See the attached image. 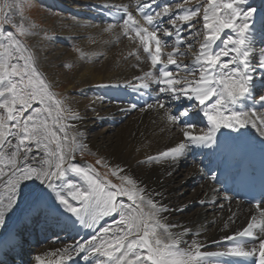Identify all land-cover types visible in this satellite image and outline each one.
<instances>
[{
    "label": "snow or ice",
    "instance_id": "snow-or-ice-1",
    "mask_svg": "<svg viewBox=\"0 0 264 264\" xmlns=\"http://www.w3.org/2000/svg\"><path fill=\"white\" fill-rule=\"evenodd\" d=\"M246 5L247 0H207L195 8L178 4L180 11L173 15L169 6L153 13L147 10L148 2L138 3L137 12L143 23L123 8L124 35L139 41L159 73H146L138 88L147 90L155 83L158 92L171 100L198 102V112L210 125L206 131L194 135L189 131L195 127L189 122L190 109L179 116L173 115L158 100L157 105L165 109L169 122L184 120L185 123L186 142L161 153L163 157L177 159L184 154L188 143L217 145V133L222 128L238 132L250 122L249 112L236 106L254 99L255 73L257 69L264 71V48L254 61L249 21L256 9ZM12 7L8 0L0 4V187L4 189L0 193V227L5 225L8 214L17 211L32 223L46 221L54 213L63 211L75 218L73 224L79 223L94 231L90 239L51 253L59 255V259L49 260L48 264L71 262L73 253L85 254L84 259L90 264H249L252 260L255 264H264V199L256 202L258 216L252 215L245 227L221 241H213L224 245L221 250L202 251L203 242L193 239L189 243L183 239L184 233L174 234L170 230L175 226L163 222L166 218L162 217L168 209L154 201L134 180L121 177L127 186L117 185L101 178L91 165L81 167L72 163L76 137L69 136L67 129L74 125L67 124L66 120L75 117L65 115L68 110L37 70L25 44L12 31H5ZM201 9L203 41L190 64L178 63L174 56L187 54L180 51L185 43L181 36L183 25L189 30L195 28L193 21L201 16ZM163 16H169L171 23V29L165 30L164 35L175 36L176 40L173 51L168 53L163 52L168 44L159 35ZM16 31L19 36L28 35L23 24ZM187 47L191 48L192 44L188 43ZM163 55L167 56L166 62L162 60ZM169 66H175L176 73L183 71L186 75L178 76ZM260 79L264 81V76ZM259 99L264 103V95ZM252 126L257 125L252 122ZM68 172L82 177L86 186L69 182ZM53 200L58 203L54 204ZM109 216L119 219L114 225L97 230L99 222ZM36 260L38 264H45L40 256Z\"/></svg>",
    "mask_w": 264,
    "mask_h": 264
},
{
    "label": "bare ground",
    "instance_id": "bare-ground-1",
    "mask_svg": "<svg viewBox=\"0 0 264 264\" xmlns=\"http://www.w3.org/2000/svg\"><path fill=\"white\" fill-rule=\"evenodd\" d=\"M129 5L122 6V9L120 8L118 11V15L125 19L123 8L126 7L139 20V13L132 6L130 8ZM105 7L107 6L105 5ZM97 17L93 14L91 15L92 20H97ZM256 19L259 21L258 18ZM81 22L84 23L83 21ZM68 25L65 24L64 28H71ZM85 27L87 26L82 27L80 31H74L73 34L78 36L79 32L83 31L81 34L88 37V41H94V45L88 47V51L94 54L102 52L105 58L97 65L93 64L94 66L82 68V71L79 74L77 73L76 78L68 86L71 89L74 84L84 81L87 82L82 85H86V83L102 84L87 99L83 101L76 100V104L71 108V111H85L88 106L92 112H95L99 109H105L106 107L101 105V102L106 101L108 102L105 103L108 107L105 109L107 113L105 116L99 114L96 116L100 123L105 120L112 121L114 117L121 120L133 106L131 104L124 106L125 102L133 100L138 104H144L145 107L142 110L133 116L131 115L127 126H125V130H123L124 132L121 133L122 135L120 134L117 141L112 144V148L109 149L108 156L110 159H108L110 163L117 164V173H128L129 177H132L138 186L146 190L147 195L168 209V211L162 213V217L166 218L163 222L175 226L170 229L174 234L184 233L183 239L189 243L193 239L203 242L205 247L202 251L214 252L221 250V247L224 245H217L213 241H221L224 236L234 234L247 225L252 215L258 216L255 206L240 202L231 190L223 192L220 180L221 170L225 165L230 166L239 163L240 156L242 155L241 148L243 146L239 149L235 138L240 135H244L249 142L257 146L259 152L255 156L264 160V135H261V132L264 131V124L261 123V120H264V110H259L261 107H264V103L261 101L256 103L254 98L245 100L243 104L237 105L238 110L249 112L251 115L254 113L255 115H249L248 119L250 122L238 132L222 128L217 133V145L205 147L188 143L184 154L177 159L173 160L171 157H163L161 153L176 147L181 142H186V138L183 135L185 123L184 120H181L179 123L169 122L165 115V109L159 108L157 101L164 102L165 108L170 113L175 109H181V107H186V109L189 106L195 107L197 111L196 116L206 121L208 128L210 125L207 119L202 113L198 112V102H189L186 99L179 101L171 100L165 94L158 92V85L155 83H151L147 90L138 88L141 82L135 83L136 85L132 86L131 90H125L123 84L129 78H138L143 70L142 66L134 69L131 66L130 59H125L128 57V54H133L132 52L136 51L135 44L129 39L123 40V32L121 33V29L117 28V26L108 27L107 29L95 28V26H91V28ZM257 32L260 34V30ZM66 33L70 34L69 32ZM251 33L254 34V30H251ZM56 39L65 40L60 36H57ZM253 42L254 48H256L255 61L259 58L261 43L258 38H254ZM256 45L260 46L256 47ZM175 59L179 63L178 59ZM261 76H264V71L257 69L255 73V83L257 84L255 87H259L263 83L260 79ZM130 83L127 85L130 86ZM256 90L259 91L260 89ZM168 102L174 105V107L167 108L166 104ZM149 105H152V107H148ZM193 113H191L189 122L194 118ZM73 117H75L73 125L79 133L86 129L90 130L91 127L89 125L91 124L82 122L80 116L77 117L75 115ZM252 122L258 123L259 126L253 127ZM197 127L200 126L195 125L189 131L194 135L206 131ZM226 135L227 137H225ZM100 136L101 138L103 137V135ZM94 145L91 142V146L95 147ZM236 145L238 148H236ZM156 159L160 160V162L155 163ZM182 159L188 161L187 165H192V167H187L188 169H186L189 177L186 182L176 180V183H174V179H177L176 175L181 171L180 161ZM140 162L146 164H144L145 169L139 167L138 164ZM212 177H216V179H212ZM194 182L198 183V187L195 188L193 196L191 195L192 197L188 199L185 197V191L189 183ZM3 192L4 190H0V193ZM178 198H183L184 203H177L176 200ZM194 203L203 205L194 212L195 215L186 216V214L182 216L179 214V211L183 207H188ZM65 213L67 212H64L61 220H56L55 216L57 214L54 216V213L53 218H49L46 221L41 220L39 223L28 221L25 215L22 216L26 218L25 222H14L9 228H0V264H38L36 260L37 256H40L45 261V264H48L49 260L55 262L59 259V255H50L51 253H55L58 249L62 250L76 245L78 239L75 238L77 237V235H74L75 232H79L82 241L90 239L94 234L93 230L83 228L77 231L80 227L77 223L76 225L74 224L72 230L70 228L64 230L65 226H63L62 218ZM65 221L67 220L65 219ZM225 224H227V227H225ZM47 228L51 229L47 230ZM185 229L188 230L187 233H185ZM62 231H67V233L62 235ZM60 236L67 240V242H63V246L53 243ZM37 238L41 242L34 252L25 249L21 243L24 240L23 243L25 245L28 240ZM181 246L183 247L184 245ZM80 254L83 256L79 258ZM80 254L73 253L71 262L65 260L61 264H84L85 254ZM210 259L215 261L217 258ZM249 264H255V261L252 260Z\"/></svg>",
    "mask_w": 264,
    "mask_h": 264
},
{
    "label": "rangeland",
    "instance_id": "rangeland-1",
    "mask_svg": "<svg viewBox=\"0 0 264 264\" xmlns=\"http://www.w3.org/2000/svg\"><path fill=\"white\" fill-rule=\"evenodd\" d=\"M8 2L11 3L13 7L9 12V22L4 26L5 31H12L14 35H16L17 38L20 39L31 52L34 57L37 70L50 84L51 91L56 94L57 99L62 101L63 107L68 110L65 115L69 117H73L75 115L77 117L80 116L82 122H84L85 124H91L89 125L91 127L90 130L86 129L81 133H79L75 127H69L67 129L70 137L72 135H75L76 137V151L74 152V159L72 160V163L81 167L91 165L100 174L101 178L110 180L112 183L117 185L127 186L126 182L123 181L121 177L126 176L129 179H134L132 177H129L130 175L128 173H118L117 175H113V172H116L117 164L115 165L113 163H110L108 151L112 148V144L117 141L120 134L124 132L123 130H125V126H127L128 119L131 118V115L133 116L135 113L142 110L145 105L138 104L133 100L130 102H125L124 106H128V104L135 105V107L131 108L132 111H127L126 115H124L121 120L114 117V120L112 121L105 120L100 123L98 122L96 116L98 114L101 116H105V114L107 113V110L105 109L108 108L107 104H105L108 103L106 101L101 102V105L105 106L106 108L99 109L95 112L93 111L94 113L89 109L88 106L86 107L87 109L85 111H71V108L76 104V100L83 101L87 99L102 83H86V85H82L83 83L87 82L84 81L74 84L73 88L71 89L68 84L72 83L79 72L82 71V68L94 66L93 64L97 65L105 58V55L102 52H97L94 54L88 51V47H92L94 45V41H88V37H85V35L83 36L81 34L83 31L79 32L78 36L73 34V32L80 31L84 26H87L85 28H91V26H95V28L100 27L105 29H107L108 27H119L121 29V33L123 32V40H131L136 47V51L132 52L133 54H128V57L125 59H130L131 66L134 69L140 66H142L143 69L141 74H139L140 77L138 76V78L135 79L129 78L128 81L126 80L127 82L123 84L125 90H131L133 88L132 86L138 84L139 82H142L141 78H144L146 73L151 72L154 75H158L159 73L157 69H154L152 67L150 59L148 58L147 54L143 52V48L142 46H140L139 41L130 39L128 36L124 35V17H120V15H118V11L120 10V8L122 9V6L130 4V8L133 7V9L137 11L138 3L148 2L150 4V8L147 9L148 11H151L153 13L162 12L164 6H169L171 8L172 14L175 15L180 11V9L177 8L178 4H183L185 8H195L198 4H206L207 0H187V2L186 0H155L154 4L151 3V0H8ZM3 3L4 0H0V4ZM105 5L107 6L105 7L106 9L104 8ZM245 7L256 9L252 19L249 21L250 25L252 26L251 30H254L256 34L251 33V35L253 39L258 38L259 42L261 43V48H264V0H247V5ZM92 14L98 16L97 20L91 19ZM202 14L203 13L201 9V16L197 17L195 21H193V23H195V28L189 30L187 25H183L184 30L181 32V36L183 37L185 43L180 47V51L187 54L183 56H174V58L178 59L179 63L190 64L195 54L199 50L200 44L203 41ZM256 17H258L259 21H257ZM139 18L141 23H143L141 16ZM253 18H255V20H253ZM162 19L163 23L160 25L161 32L159 33V35L162 41L167 42L168 47L164 48L163 52L168 53L173 51V46L175 45L176 40L175 36L168 37L164 35L165 30L171 29L169 16H163ZM81 21H83L84 23H82ZM20 24H23L27 29L28 35L19 36L16 28ZM65 24H69L68 26L71 28H64ZM177 25H180L179 21H177ZM258 30H260V34H258L257 32ZM197 31H200V35H196ZM66 32H69L70 34ZM57 36L63 37L65 40H58L56 39ZM188 43L192 44L191 48L187 47ZM217 43L219 44L220 42ZM258 46L260 45H256V47ZM137 56L139 57V59L137 58ZM166 59L167 56L163 55L162 60L166 62ZM169 67L173 70L174 73H176L175 66ZM176 74L178 76L186 75V73H184L183 71H180ZM196 75L198 76V73ZM128 83H130V86L127 85ZM256 84L257 83H255V86ZM254 88L255 89H253V97L255 98V102L258 103V101H260L259 97L261 95H264V81L259 87ZM256 89L260 90L257 91ZM172 106L174 107V105L170 104L169 102L166 104L167 108H171ZM185 109L186 107H181V109L179 110L175 109L171 114L179 116L180 113ZM188 109H190L191 113L194 112V118L191 120V123L200 126L197 128L207 130V125L204 124L201 118L196 116V108L189 106ZM259 110H264V107H261ZM73 120L74 119L69 118L66 120V123L69 125H73ZM256 125L259 126L258 123H256ZM100 135H103V137L101 138ZM91 142L95 144V147L91 146ZM107 148L108 150H106ZM97 161H100V163H97ZM154 162L158 163L160 162V160L156 159ZM144 164V162H140L138 165L142 169H145L144 167L146 164ZM187 164V160L182 159L180 161L181 171L176 175L177 179H174V183H176V180H180L183 182H186L188 180L189 175L187 174L186 169L192 167V165ZM66 179L79 187L86 186L84 179L80 176H77L75 173L68 172L66 175ZM196 187H198V183H189L185 191V197L190 199L193 196ZM0 190L4 189L0 187ZM65 194L67 195V190H65ZM50 195L53 194L50 193ZM68 198L69 200H71L70 196H68ZM120 199L127 203V199L125 197H121ZM52 202L54 204L58 203L54 200ZM176 202L181 204L184 203L183 198H178ZM200 206L203 205L194 203L189 205L188 207H183L179 211V214L182 216H185L186 214V216H189L192 214L191 216H193L195 215L194 212L201 208ZM56 214L57 215L55 216V218L56 220H58L57 218L60 217L57 216L63 215V211ZM65 215L69 220H64L63 226H65L66 229L70 228L72 230L74 226L72 219L75 218L67 214ZM25 219L26 218L22 217L19 211L10 213L6 216L5 225L0 228H9L13 222L22 223L25 222ZM118 219V216L104 217L97 225V230L104 226L114 225V221ZM48 229L49 228H47V230ZM80 229H83V227L80 226L77 231ZM65 232L67 233V231H64L62 235H65ZM74 235H77L78 237L77 238L74 236L76 239H78L77 243L82 242L81 237L79 236V232H75ZM64 241L67 242L66 238L64 239L62 236H60V238L55 240L53 243L55 245L59 244L58 246H63L62 244ZM23 242L24 240L21 241L24 246ZM25 248L29 249L31 252H34L38 248V243H35V241H27V243H25ZM82 256L83 255L80 254L78 257L80 258ZM84 264H90V261H85Z\"/></svg>",
    "mask_w": 264,
    "mask_h": 264
}]
</instances>
